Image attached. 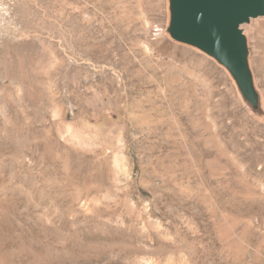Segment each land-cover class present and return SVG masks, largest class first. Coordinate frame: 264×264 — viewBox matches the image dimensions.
Wrapping results in <instances>:
<instances>
[{
    "label": "rangeland",
    "instance_id": "rangeland-1",
    "mask_svg": "<svg viewBox=\"0 0 264 264\" xmlns=\"http://www.w3.org/2000/svg\"><path fill=\"white\" fill-rule=\"evenodd\" d=\"M166 5L0 0V264H264V16L255 115Z\"/></svg>",
    "mask_w": 264,
    "mask_h": 264
},
{
    "label": "water",
    "instance_id": "water-1",
    "mask_svg": "<svg viewBox=\"0 0 264 264\" xmlns=\"http://www.w3.org/2000/svg\"><path fill=\"white\" fill-rule=\"evenodd\" d=\"M165 34L190 46L223 67L241 99L255 115L263 113L249 62L243 27L264 16V0H166Z\"/></svg>",
    "mask_w": 264,
    "mask_h": 264
}]
</instances>
